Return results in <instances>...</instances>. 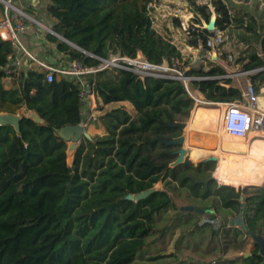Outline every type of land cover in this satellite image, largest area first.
<instances>
[{"label": "trees", "instance_id": "16d2710c", "mask_svg": "<svg viewBox=\"0 0 264 264\" xmlns=\"http://www.w3.org/2000/svg\"><path fill=\"white\" fill-rule=\"evenodd\" d=\"M153 1L45 0L38 15L56 34L100 60L114 55L136 58L141 53L151 64L166 60L176 65L182 61V53L171 38L153 26L148 9ZM188 1L194 7V24L199 25L190 27L188 45L211 50L215 33L203 28L199 18L201 15L207 24L211 21L209 4ZM212 6L217 30L230 37L234 34L245 48L236 63L241 71L250 73L258 94L264 83V13L248 12L231 0H213ZM173 21L181 27L178 18ZM38 37L41 44L36 43L35 49L39 57L52 56L58 64L72 60L88 66L99 64L98 59L53 34L41 32ZM10 54V42L0 36V113L34 110L45 123L22 117L18 132L0 124V264L264 262L256 247L248 257L229 258L232 252L245 251L247 232L264 236V185L236 190L229 186L217 189L214 183L207 191L203 185L194 186L190 177H205L213 166L192 163L214 155L212 152L190 151L192 163L168 168L176 156L174 148L161 140L177 136L180 129L164 124L187 121L195 106L183 81L141 80L125 70L88 76V83L96 86L99 110L128 102L136 115L123 106L104 111L97 120L105 134L84 139L70 165L69 145L58 131L89 122V109L78 97L79 81L63 78L47 82L45 74L30 63L26 72H17L9 68ZM208 63V69L200 66L181 71L192 79L191 87L213 104L202 107L242 100L243 92L232 85L225 68ZM8 77L18 81V87L7 89L4 80ZM261 178L255 185L264 180ZM162 181L174 197L201 202L189 206L204 209V216L214 217L208 213L214 209L222 227L200 226L202 215L183 211L165 190L139 202L127 199L129 194L144 192ZM177 229L181 233L176 252L167 254L166 247Z\"/></svg>", "mask_w": 264, "mask_h": 264}, {"label": "built area", "instance_id": "2783aa9c", "mask_svg": "<svg viewBox=\"0 0 264 264\" xmlns=\"http://www.w3.org/2000/svg\"><path fill=\"white\" fill-rule=\"evenodd\" d=\"M45 0H28L29 5L33 9L43 8V2ZM0 36L3 40L10 42L12 48V54L8 56L9 68L20 72L24 70V62L31 64L36 70L45 74L47 82H53L60 79H74L78 80L81 89L78 97L80 101L85 103V109L90 111L93 109L92 102L95 103L96 86L95 83H88L86 78L92 74L102 72L105 70H125L133 73L137 78L144 80L146 77H155L160 79H178L184 81L187 91L195 100V104L200 102L198 98L193 96L188 88V84L192 80L184 75V73L174 69L176 65H170L166 60L160 65L151 64L146 58L138 53L136 58H129L126 56L114 55L107 60H100L94 55L91 56L94 59L99 60V64L96 66L84 65L78 60H72L66 63H57L54 59L53 62H46L42 60L37 53L31 51L24 42L25 36L30 30H33L34 35L37 37L41 32H48L55 35L56 33L50 27V24H46L39 18L33 16L25 8L17 4V0H0ZM56 36V35H55ZM38 44H41V40L38 38ZM62 56H59V59ZM58 64V65H57ZM250 74V73H249ZM139 75V76H138ZM252 85L250 84L249 90L243 93L242 100H236L228 103H218L222 108H225V115L223 126L226 133L235 138L246 139L250 137L251 140L263 139L264 140V108L259 104V96L253 92ZM83 127H86V123H81ZM244 158L246 156H243ZM243 158V159H244ZM249 158V157H248ZM248 158L246 157L245 160ZM244 160V161H245ZM230 162L228 178H233L234 175H238L241 172V168L245 163L241 161L232 160ZM218 167L212 171L214 183L216 186L224 187L229 186L235 189H239L241 185L245 187H261L264 185V180L257 185L252 184H239L233 186L222 181L217 175ZM214 217L204 216L199 225H209L214 230H218L222 227V219L217 215L214 209L208 212ZM235 255H229L231 260H235L237 257L246 256L249 252H236Z\"/></svg>", "mask_w": 264, "mask_h": 264}, {"label": "rangeland", "instance_id": "374dc122", "mask_svg": "<svg viewBox=\"0 0 264 264\" xmlns=\"http://www.w3.org/2000/svg\"><path fill=\"white\" fill-rule=\"evenodd\" d=\"M197 3L205 5L209 4L210 10L212 11V18H217V14L215 13L214 7L212 6L213 0H196ZM236 6L240 8H245L248 12H252L255 14L264 13V0H231ZM193 5L188 0H154L152 3L148 5L149 14L153 19V26L160 32L163 36L167 38H171L173 44H175L178 49L182 53V61H177L176 65L181 66L183 69L178 71H185L191 67H200L203 66L205 69H208V62L216 63L222 65L227 71L230 79H232L233 86H236L241 89L244 93L249 90L251 81L249 80V73L241 71V66L236 63V58L241 55V52L245 49L243 45L238 41L237 37L233 34L232 37L226 35L225 32H221L219 30H214L215 35L211 38L210 46L211 50H205L202 47L193 48L188 45L190 40V35H188V31L190 27L199 25L194 24L195 13L193 12ZM173 18H178L181 22V27H178ZM203 28L207 26V22L199 15ZM184 73V72H182ZM139 76V75H138ZM184 82V81H183ZM253 87V86H252ZM188 88L193 96L198 98L200 102L195 104V107H202V105H213L212 103H207L204 99L203 94L199 93L198 90H195L188 84ZM253 89V88H252ZM254 92V90H253ZM93 109L89 110V122L86 123V131L90 134L92 138H96L105 134L103 128L100 126L97 118L104 111H109L115 107H125V109L133 116L136 115V111L133 109L130 103L128 102H120L114 103L107 106H104V110H99V101L97 96L95 95V103L92 102ZM222 105V104H221ZM216 104L215 108L221 109L222 106ZM193 108V109H194ZM190 112V117L187 120L189 122L191 118L192 111ZM187 129V128H186ZM186 129L180 130L182 134L186 135ZM189 150L188 152H190ZM214 154V153H213ZM215 155V154H214ZM189 160V159H188ZM73 161V156H68V163L71 165ZM189 162H191L189 160ZM192 163V162H191ZM194 166L198 165V162L192 163ZM213 171L217 167V162L212 164ZM214 184V183H213ZM216 185V184H215ZM177 187H179L177 185ZM155 188L158 190H165L169 193L178 206H186V205H200L201 202H198L195 199H188L183 196L182 200L174 197L172 190L165 186V182H159L155 185ZM246 188L245 185H241L239 189ZM236 189V190H239ZM206 190V189H205ZM202 204V203H201ZM212 210V209H211ZM209 210V211H211ZM204 217L202 215L201 219ZM242 221L240 219L239 225H242L244 228ZM181 233L180 229L175 230V233L170 240L169 244L166 247V253L176 252V243L179 239V235ZM189 239L188 235L186 237ZM254 245L251 239L247 236L246 238V249L245 252L251 253L254 250Z\"/></svg>", "mask_w": 264, "mask_h": 264}, {"label": "bare ground", "instance_id": "6f19581e", "mask_svg": "<svg viewBox=\"0 0 264 264\" xmlns=\"http://www.w3.org/2000/svg\"><path fill=\"white\" fill-rule=\"evenodd\" d=\"M259 101V100H258ZM194 119L188 123L187 130L201 131V134L192 135L193 146L187 145L186 150L189 159V150L194 152H212L217 157L218 163L217 175L224 182L228 183H243L253 184L254 181L260 179V174L264 172V140H256L247 144V147L242 149L245 145L244 139L229 136L224 130L223 121L225 112L219 113L217 109H205L197 107L194 110ZM193 132V131H192ZM243 156L248 158L245 160ZM244 158V159H243ZM232 160L241 161L240 164L245 163L241 168V172L234 177L228 178L230 172L229 164ZM245 160V161H244Z\"/></svg>", "mask_w": 264, "mask_h": 264}, {"label": "water", "instance_id": "95a60500", "mask_svg": "<svg viewBox=\"0 0 264 264\" xmlns=\"http://www.w3.org/2000/svg\"><path fill=\"white\" fill-rule=\"evenodd\" d=\"M50 27H52V25L50 24ZM208 31L213 32L214 30H216V18L211 19V21L207 24V26L205 27ZM56 37L58 39H60L62 42L68 44L69 46H71L74 49L79 50L80 52H83L84 54L91 56L90 53L85 52L84 50H82L81 48L77 47L76 45H74L73 43L67 41L66 39H64L63 37L59 36L58 34H55ZM248 73V72H246ZM22 117H25L27 119H31L34 122H36L37 124H44V120L40 118V116L38 115V113L34 110H22L20 113L18 114H4V113H0V124L1 125H10L13 126L15 128V130L18 132L20 130V120L22 119ZM167 128H179L180 130H184L187 128L188 126V122H179V121H172V122H167L164 124ZM58 135L64 139L69 147L67 150V155L68 156H73V154L76 152V150L79 147V144L84 140H91L92 137L90 136V134L86 131L85 127H83L81 124L76 125V126H66L64 128H62L60 131H58ZM162 143L168 147H173L174 151L172 152V154L174 156H176L175 160L173 162H171L168 165V168L174 169L176 167H178L179 165L185 164L186 162H188V154H187V150H186V135L185 134H181L180 136L174 137V138H168V139H162L161 140ZM216 163V158L213 155H209L206 156L205 158H203L202 160H200L198 162L199 164H213ZM193 185H203L206 189V191L209 189V185L214 183V178H213V174L212 172L209 173L207 176L202 177V178H197V177H190ZM220 187L217 186V189H219ZM158 191V189H156L155 187L146 190L144 192L138 193V194H129L127 196L128 200H132L135 202H139L142 199L147 198L149 195H151L152 193ZM181 209L183 211H187V212H195V213H199L201 215H205L207 213V211H205L204 209L195 207V206H182ZM247 236L251 239V241L253 242L254 247H256L258 249V255L261 256L264 259V236L259 235V234H255L253 232H247ZM251 253H247L246 256H250ZM264 264V262L262 263Z\"/></svg>", "mask_w": 264, "mask_h": 264}, {"label": "crops", "instance_id": "0c3cea01", "mask_svg": "<svg viewBox=\"0 0 264 264\" xmlns=\"http://www.w3.org/2000/svg\"><path fill=\"white\" fill-rule=\"evenodd\" d=\"M45 2V1H44ZM43 2V3H44ZM17 4L19 5V6H21V7H23V8H25L28 12H30L33 16H35L36 18H39L41 21H43L44 23H46V24H50V23H48V22H46V19L45 20H43L41 17H40V15H38V12H40V10H41V8H39V9H33V8H31V6L29 5V3H28V0H17ZM42 17H44L43 15H41ZM34 33H33V30H30L29 32H28V34L25 36V38H24V42H25V44L28 46V48L31 50V51H33V52H35L36 53V49H35V44L36 43H38V38L39 37H37L36 35H33ZM31 36V38H28V37H30ZM37 46V45H36ZM38 53H40V51L38 52ZM42 60H45L46 62H50V61H52L53 62V60H54V58H52V56H46V55H41V57H40ZM24 70H25V72L27 71V69H28V64H27V61H25L24 62ZM4 83H5V87L7 88V89H9V88H11L12 86H15V87H18V81H14V80H12L11 78H6L5 80H4ZM232 85H233V82H232ZM234 87H236V86H234ZM200 93V92H199ZM258 96H259V104H260V106L262 107V108H264V83H263V85H261V87H260V90H259V93L257 94ZM197 107H195L194 109H193V111H192V114H191V118H190V120H189V122H191V123H193L194 125H195V123L194 122H192L191 120L192 119H194V110L196 109ZM205 109H217L218 111H219V113L220 114H222V112H225V108L223 107V108H221V109H218V108H205ZM188 122V123H189ZM193 131V132H192ZM196 132V134H201L202 132L199 130V131H194V130H187L186 129V140H187V145H190V146H193L194 144H193V141H192V139H193V137H192V135L194 134ZM240 139H243V138H240ZM256 140H263V139H256ZM256 140H251L250 139V137H248V138H246V139H244L243 141L245 142V145H243V147H242V149H244V148H246L247 147V144H250V142H254V141H256ZM213 156H215V157H217L216 155H213ZM197 162H199V161H197ZM261 177H264V172L262 173V174H260V179H259V181H261L263 178H261ZM258 181V180H257ZM257 181H254L253 182V184L252 185H255L256 183H257ZM235 254H237L236 252H232L230 255H235Z\"/></svg>", "mask_w": 264, "mask_h": 264}, {"label": "flooded vegetation", "instance_id": "af4514ba", "mask_svg": "<svg viewBox=\"0 0 264 264\" xmlns=\"http://www.w3.org/2000/svg\"><path fill=\"white\" fill-rule=\"evenodd\" d=\"M182 133L180 132L177 136H180ZM177 136H174V137H177ZM174 137H172V138H174Z\"/></svg>", "mask_w": 264, "mask_h": 264}]
</instances>
